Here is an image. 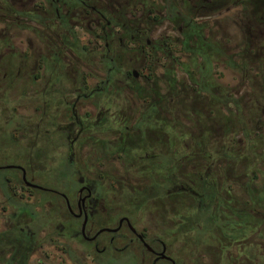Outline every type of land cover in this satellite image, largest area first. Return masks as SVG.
Segmentation results:
<instances>
[{"label":"flooded vegetation","instance_id":"obj_1","mask_svg":"<svg viewBox=\"0 0 264 264\" xmlns=\"http://www.w3.org/2000/svg\"><path fill=\"white\" fill-rule=\"evenodd\" d=\"M150 2L0 0V264L44 246L86 264H264V164L233 133V86L201 83L215 68L191 80L182 21L149 38Z\"/></svg>","mask_w":264,"mask_h":264},{"label":"trees","instance_id":"obj_2","mask_svg":"<svg viewBox=\"0 0 264 264\" xmlns=\"http://www.w3.org/2000/svg\"><path fill=\"white\" fill-rule=\"evenodd\" d=\"M150 3L158 6L156 10L148 11V32L151 34L164 27L167 20L176 25L183 22L180 35L184 40L179 44L180 51L201 56L200 64L196 62L195 66H190L191 69L202 71L204 68H215L217 62L224 61L237 73L238 87L232 88L234 117L248 116L253 109L260 114L264 111V100L261 98L264 96V0H151ZM166 5L168 8H165ZM182 6L185 8L180 9ZM229 11L232 13L228 18L237 32V36L233 38L218 21V18L223 17L222 14ZM214 15L218 17L215 19L214 28L213 25L211 27L207 24L208 21L201 20ZM224 25L227 26V22ZM174 28L178 31L177 26ZM188 73H194L191 80L196 82L198 72L195 70ZM215 75L213 72L208 76L209 80L207 78V81L201 83L219 85L220 83L214 80ZM246 85H251L249 96H246L247 91H242ZM207 93L210 97H215L213 92ZM235 93L239 95L236 96ZM254 124L252 132H255L256 137L249 129H243L247 132L246 142L249 150L256 148L255 140L262 133L259 129L260 124H263L260 119L257 118ZM260 158H264L263 154Z\"/></svg>","mask_w":264,"mask_h":264},{"label":"rangeland","instance_id":"obj_3","mask_svg":"<svg viewBox=\"0 0 264 264\" xmlns=\"http://www.w3.org/2000/svg\"><path fill=\"white\" fill-rule=\"evenodd\" d=\"M231 13H232V11H229L228 13L222 14L223 15L222 18H218L217 16L214 15V16H210L207 18H202L201 20L208 21L207 24L211 25V27L213 25V28H214V25L216 24L215 19L218 18V21H220L221 24L224 26L223 27L224 30L227 33H229L230 37L233 38V37L237 36V32H235L236 28H234L232 21L229 20V18H228V16ZM225 22H227V26L224 25ZM213 28H212V30H213ZM162 32L163 33L166 32L167 34L172 35V36L178 35V31L175 28L168 26V24H165L164 27L159 28V30L157 32L150 34L149 38L154 39L157 36V34L162 33ZM187 54L188 53H185V55H187ZM157 66H158V68H157L158 74L155 77L156 79L154 78V81H156L155 83H157V84H162L163 77H161L159 75L160 74L159 71L161 69H163L164 67H169V65L167 62H163ZM215 72H216V75L214 76V78L218 83H220L222 85H232L233 88L238 87L237 83H238L239 79H238L237 73H235V71L233 69L229 68L228 65H226V63H224V61L217 62L216 66H215ZM185 82L188 83L187 78H186ZM250 86L251 85H246L243 88L241 87L243 92L247 91L246 96L250 95V90H249ZM235 94H236V96L239 95V93H235ZM261 98L264 100V96H262ZM244 111H247V110H244ZM259 116L261 117V119H260L261 123H263V124H260V127H259V129L262 133L260 134V137H258L255 140L254 144H256V148H252V149L247 151V155L250 158V159H248V163H250V164L257 163L258 161L260 163V160L262 159L260 157L262 156V154L264 156V111H262L260 114L259 112H257L256 110L253 109V110H251V112L249 113L248 116L247 115H244V116L241 115V116H239V118L233 116V121H232L233 131L240 133L241 126H245L244 127L245 130L249 129L252 132L254 129V126H255V124H254L255 120ZM252 133H253L252 135L254 137H256L255 132H252ZM261 163L264 164V158L261 160ZM52 179H54V178L52 177ZM262 194H263V192H262ZM163 199L160 198V199L155 200V203L152 205V208L154 211L152 216L154 219L156 218L155 222H158L160 220V217L163 215L162 214L163 209H162L161 205L164 204V201L171 202V200H172L169 197H167L166 199L165 198H163ZM151 227H152V224H151ZM168 252L170 253V255L172 257H177L175 245L169 247ZM32 261L33 262L31 264H86L85 260H83L80 257L79 253L74 249H71L68 254L63 255V254H61L60 251L52 250L50 248H47V246H44L43 248H41L34 255V257L32 258ZM103 264H135V263H133V261L126 262V260L118 259L114 262H106V263L104 262Z\"/></svg>","mask_w":264,"mask_h":264}]
</instances>
